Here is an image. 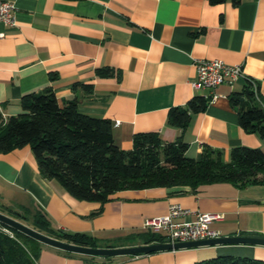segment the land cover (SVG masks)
<instances>
[{"label":"crops","instance_id":"crops-1","mask_svg":"<svg viewBox=\"0 0 264 264\" xmlns=\"http://www.w3.org/2000/svg\"><path fill=\"white\" fill-rule=\"evenodd\" d=\"M14 4L15 25L0 22L4 118L21 111L24 94L51 88L60 103L76 98L80 112L109 119L115 143L128 150L136 132H157L164 142L176 139L180 129L167 122L169 108L203 95L209 102L191 114L182 133L188 157L198 158L204 145L220 151L225 161L234 146H264L257 134L242 129L228 98L249 81L264 99V0H14ZM198 58L241 64L246 78L212 89L194 88ZM103 66L118 75H96ZM76 82L91 86V91L73 88ZM0 199L17 208L38 206L53 228L93 236L101 246L143 244L136 234L143 232L144 219L164 215L171 203L223 214V220L211 224L221 236L264 235V185L240 188L220 182L196 192L132 188L114 192L104 203L78 200L39 174L29 145L0 153ZM225 254L264 260V245L222 243L88 257L41 243L36 263L192 264Z\"/></svg>","mask_w":264,"mask_h":264},{"label":"trees","instance_id":"trees-1","mask_svg":"<svg viewBox=\"0 0 264 264\" xmlns=\"http://www.w3.org/2000/svg\"><path fill=\"white\" fill-rule=\"evenodd\" d=\"M95 72L100 77L118 75L109 66L99 67ZM248 82L228 98L237 111L242 129L264 140V99L258 87L251 88ZM77 86L91 91L89 85L73 84V88ZM209 100L203 95H194L184 106L169 108L167 122L180 129V135L173 141L164 142L153 131L136 132L132 148L125 150L114 141L111 121L80 112L76 98L60 103L51 88L29 92L20 98L19 113L4 118L0 108V153L29 145L44 179L55 180L78 200L100 203L121 189L162 186L189 188L196 192L203 186L220 182L240 188L264 185V150L260 147L234 146L229 150L227 161L220 151L206 145L198 158L186 155L188 143L182 133L191 114L204 110ZM2 209L16 211L8 206ZM19 209L30 215L34 229L44 234L77 245L101 246L93 236L53 228L45 211L38 206ZM1 227L12 231L14 237L2 232ZM136 236L143 244L164 240L161 233L150 230H143ZM40 244L0 222V264H37ZM192 264H264V260L225 254Z\"/></svg>","mask_w":264,"mask_h":264},{"label":"built area","instance_id":"built-area-1","mask_svg":"<svg viewBox=\"0 0 264 264\" xmlns=\"http://www.w3.org/2000/svg\"><path fill=\"white\" fill-rule=\"evenodd\" d=\"M14 9V0H0V22L14 26ZM3 35L0 33V37ZM194 66L196 78L191 82L194 88L212 89L223 83L232 84L238 78L245 77L241 64H227L217 58H198ZM189 215H194V218L185 219ZM223 218L221 213L193 211L180 204L171 203L164 215L144 219L141 227L143 230L161 233L168 242L175 243L221 236L211 224Z\"/></svg>","mask_w":264,"mask_h":264},{"label":"water","instance_id":"water-1","mask_svg":"<svg viewBox=\"0 0 264 264\" xmlns=\"http://www.w3.org/2000/svg\"><path fill=\"white\" fill-rule=\"evenodd\" d=\"M0 222L24 233L25 235L39 241L40 243L73 253L98 256V257H112L117 255H135L142 253H150L159 250L178 249L185 247H196V246L214 245V244H222V243H245V244H254V245H264V235L246 234V235L218 236V237H212L206 239L181 241L175 243H170L167 241V239H164L162 242H152V243H144V244L130 245V246L90 247V246L77 245L74 243H69L54 238L26 224L21 223L20 221L2 212H0Z\"/></svg>","mask_w":264,"mask_h":264},{"label":"rangeland","instance_id":"rangeland-1","mask_svg":"<svg viewBox=\"0 0 264 264\" xmlns=\"http://www.w3.org/2000/svg\"><path fill=\"white\" fill-rule=\"evenodd\" d=\"M260 149L264 150V146H262ZM0 212L20 221L21 223L23 224H26L32 228L33 227V224H32V218L30 217V215L26 214L23 210L15 207V204L14 205H10L8 207L12 208V210H16V211H9L7 209H2V206H7L5 205V202H3L1 199H0ZM15 212V213H14ZM1 231L8 234L9 236L11 237H14V234L12 231H10L8 228H5V227H1ZM101 244H104L103 242H100ZM115 246V245H114Z\"/></svg>","mask_w":264,"mask_h":264}]
</instances>
